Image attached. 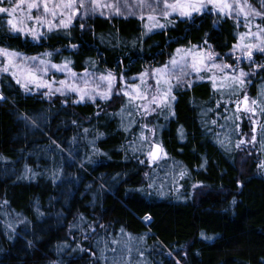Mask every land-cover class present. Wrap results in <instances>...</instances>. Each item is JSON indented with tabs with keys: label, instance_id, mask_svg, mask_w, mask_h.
<instances>
[{
	"label": "trees",
	"instance_id": "16d2710c",
	"mask_svg": "<svg viewBox=\"0 0 264 264\" xmlns=\"http://www.w3.org/2000/svg\"><path fill=\"white\" fill-rule=\"evenodd\" d=\"M237 34L210 13L150 33L137 19L94 18L37 42L0 32V47L128 77L194 45L224 56ZM252 61L242 64L254 68L250 95L263 84L264 53ZM0 95V264H264V174L249 143L213 139L202 114L214 95L208 82L173 93L159 139L180 174L160 197L146 193L150 171L120 125L121 95L74 103L26 93L7 74Z\"/></svg>",
	"mask_w": 264,
	"mask_h": 264
},
{
	"label": "rangeland",
	"instance_id": "374dc122",
	"mask_svg": "<svg viewBox=\"0 0 264 264\" xmlns=\"http://www.w3.org/2000/svg\"><path fill=\"white\" fill-rule=\"evenodd\" d=\"M30 2H32V0H24V3L21 4L20 8H18L17 12L15 13L14 22L17 23L18 27H22L24 31L20 33H13L10 27L7 25V20L10 17H8L6 14H0V32H6L15 36L27 37L29 40L33 42H37L52 31L65 29L64 27L59 26V27H54L52 28L51 31H49V24L38 22L35 19V17L41 16L42 20L50 21L51 24L53 25H60L61 19L65 21L68 20L70 15L69 10H64L62 5L60 7H56L55 11L57 15L53 17L50 13H44L43 6H41L39 9L34 8L31 11H29L27 5ZM169 2H171V0H169ZM229 2L231 3L232 0H229ZM18 3H20V0H11V5H15ZM99 3H100V7L95 8L94 11L92 10L94 6L91 3L88 4L87 10L85 8H78L77 15L72 18V22L69 27L77 26L81 29H86L88 22H90L94 18H101L106 20L137 19L142 22L145 33H150L162 28H152L151 31H148V27H146V25L150 27L152 24V21L148 20L149 15H154L160 23L166 24V26L177 19L187 20L191 18V17H180L177 13H172V15L169 17V20L171 22L166 23L165 19L163 18L160 12V10L163 8V0H160L159 7H156L155 0H143V3L145 5L143 7L141 6V0H99ZM247 3L250 4L252 8L255 9L256 11L264 13V6L261 5V0H247ZM60 4H61V0H50L48 6L50 9H52L54 5H60ZM149 4H151L152 7L146 6ZM11 5H9L6 2L3 6L8 7ZM209 7L211 8V5H209ZM153 8H155L156 10L153 11ZM61 13H63V15H61ZM203 13H210L214 17H222V18L225 17L231 19L238 28V34L236 36V41L234 42V44L244 45L251 43H259L256 37L250 35L249 33L257 32L258 31L256 27L257 25L264 27V23H262L261 17L253 16L250 14L248 17V26L246 27L245 17L243 14H241L239 17L236 16L235 12L231 13L230 16L220 15L216 13L215 10H213L211 12L206 11L200 13H193V15H200ZM29 16H31L32 18L29 19ZM141 16L144 17L143 20L140 19ZM29 30L37 31L41 35L38 38L34 39L31 34H26L29 33ZM233 45L224 54V56L214 55L207 47H198L197 49H193V47L181 48L184 50L193 49L192 54H188L187 51L178 54L177 51H175L173 55L164 64H167L173 56H176L177 59H179L180 56H184L187 61V64L189 65L187 71L190 73V75L184 77V80L181 83L177 84L175 80H172V83L176 85L173 89L172 95L175 91L185 90L201 82L209 83L214 95H213V99L209 103L211 107L210 108L208 107L206 110L202 111V114L204 115L206 126H208V128L211 130L210 132H214L213 139L218 144H223V145L227 144V146H232L231 142L234 141L233 139H238L237 143L243 140L244 143L241 144L242 147L246 146V143H249L250 145L247 148V150L252 152L251 155L255 159L256 170L259 173L264 174V169L259 167L261 163H264V150L263 152L259 153L261 145L264 143V128L262 126L263 123L261 120L262 119L261 115L263 113L261 109H264V81L262 86L261 85L257 86L255 88V91L252 92L250 95L248 93V88L252 84V77L254 76V68L249 69L248 71H244L242 68L243 66L242 64H245V66H247L252 62L254 55L261 53L259 51L253 50L252 59L249 60L246 55V50L242 54L240 49L234 50ZM2 49H6V48H2ZM6 50L9 52L18 53L19 56L14 59L15 66H10L11 70L9 72L0 71V75L7 74L16 83L18 79L21 81V83H28V89H29L28 91H25V89L22 88L21 85L17 83L26 93L41 92L44 96L57 95V96L65 97L63 95H60V93L58 92L55 94H47L49 93V88L38 87L37 86L38 81L29 82V77L27 76V72L29 71L35 73V75L39 79L50 83L52 89L61 87L59 83V81L61 80L66 81L69 85H78L81 88L85 86L84 85L85 80L89 82L90 86H94L93 82H95V83H99V87L101 90L107 88V82H100L99 77L101 75L106 76L108 72L94 71V70L74 71L68 65H67L68 68L71 70L70 72L56 71L50 65L51 64L62 65L64 63H55L50 61V64L48 66H44L40 64L39 59L34 61L29 58L37 57L48 60L46 57L28 56L16 52L14 50H10V49H6ZM197 51L213 55L214 62L218 65L227 64V65H231V67L225 68L223 73H221L217 69L210 67L211 64L210 61H205V63L209 64V68L207 71L202 70L199 73V77H202L201 79L198 77L197 73L193 72L191 69L192 56ZM237 58H240L239 63H237ZM5 64H7V58L3 55H0V68L4 67ZM241 70H243L246 73H250V75L244 78L245 84L243 88H240L239 84L233 86L236 89V93L234 94L233 89L227 87L228 82L223 79V76L224 74H227L228 76L234 74L238 75ZM71 73H75L76 76L75 77L71 76ZM13 74H15V78ZM177 74H179V70H177ZM120 77H116L115 87L112 93V96L114 94L119 93L117 95H121L123 97L122 106L120 107L117 113V117L120 120V125L129 137L130 140L129 147L132 149V151L134 148L136 149V151L133 152L138 154L140 158L139 163L143 161V163L141 164L145 163L148 170L150 171L149 173L151 176V181H149L145 187L146 193L152 196L154 195L158 196L164 194L170 188L171 189L176 188V183L177 180L179 179L180 168L177 165L174 166L172 163L167 161V157L165 156L164 150L161 151L160 158L156 162L150 161L148 153L150 152V148L153 143L161 145L159 135L161 129L165 125V121L171 116V108L156 109V111L148 115H144L142 112L140 114H137V109L132 104H129V98L123 95L121 89L125 88V84L134 83L135 85L140 86L141 85L140 74L124 77L125 78L124 83L120 82ZM213 77L216 78L215 89L213 87V82H212ZM144 79L147 80L148 85L152 86L149 89V91L154 92L155 80L148 77H145ZM188 81L192 82L191 86H188L187 83ZM65 91L67 92V97L65 98H69L72 101L80 99L77 93L68 91L67 89H65ZM245 93H247L249 97L247 106L254 108L255 115H253L251 112L244 111L246 107L244 103ZM253 99L257 101V104L255 106L251 105V100ZM238 100L240 101V109H241L240 112H237V108H236V104ZM96 101H104V100L100 99L99 96H95V100L89 99L87 96H85V98L80 103H93ZM218 102L220 103L219 107H217ZM135 103H142V101H136ZM152 107H155V105H153ZM237 116L239 118H237ZM243 120L248 121L247 130L249 132H246L247 130H241V124ZM213 121H215V123H213ZM253 121H255V124L253 123ZM254 128H255V133L253 132ZM142 135L145 138L144 140H141ZM253 135L256 136V140L254 142H253ZM247 136L250 137L246 138ZM221 141L223 143H221ZM257 144H258L259 155L257 154L255 148V145L257 146ZM149 185H151V187H149Z\"/></svg>",
	"mask_w": 264,
	"mask_h": 264
},
{
	"label": "snow or ice",
	"instance_id": "6c2138e0",
	"mask_svg": "<svg viewBox=\"0 0 264 264\" xmlns=\"http://www.w3.org/2000/svg\"><path fill=\"white\" fill-rule=\"evenodd\" d=\"M8 3L11 5V0H0V14H6L8 17H10L7 20V25L10 27L11 31L13 33H20L23 32L24 29L22 27H18L17 23L14 22L15 20V13L17 12V9L20 8L21 4L24 3V0H20V3L11 5L8 7L3 6L5 3ZM49 2L50 0H32V2L28 3L27 7L29 11L32 9H39L41 6H43L44 13H50L53 17L57 15L55 8L60 7L62 5L64 10H69L70 15L67 21L61 19L60 25H53L50 21L42 20L41 16H36L35 19L38 22L48 23L49 24V31L52 30L54 27L62 26L64 28H68L72 22V18L77 15L78 8H85L87 10L88 4L91 3L93 7V11L95 8L100 7L99 0H61L60 5H54L52 9L49 8ZM160 0H155L156 7H159ZM211 5V8L209 7ZM261 5L264 6V0H261ZM141 6H145L143 3V0H141ZM148 7H152L151 4L146 5ZM156 9L153 8V11ZM215 10L216 13L220 15H231V13L235 12L236 16L239 17L241 14L245 17V26H248V17L249 15L261 17L262 23H264V13L256 11L252 8L250 4L247 3V0H232L230 3L229 0H163V8L160 10L163 18L165 19L166 23H170L169 17L172 15V13H177L180 17H191L193 13H200V12H211ZM63 15V13H61ZM32 17L29 16V19ZM143 16L140 17V19L143 20ZM148 20L152 21L151 26L148 27V31H151L152 28H164L166 24L160 23L154 15H149ZM83 27V25H82ZM258 31L257 32H250L249 34L252 36H255L256 39L259 41V43H251V44H234L233 49H240L242 54L246 50V55L249 60L252 59L253 56V50L259 51L260 53H264V27H261L260 25L256 26ZM31 34L33 38H38L41 34L34 30H29V33ZM243 38V37H242ZM205 44H207V40L204 41ZM199 46H193V49H197ZM208 48L211 49V45H208ZM193 49L184 50V49H177V53L185 52L187 51L188 54H192ZM0 55H3L7 58V64H5L4 67L0 68V71L3 72H9L10 66L14 65V59L19 56L18 53L9 52L6 49L0 48ZM43 56H49L50 53L42 54ZM31 60H37L39 59V62L41 65L48 66L50 64L49 60L43 59V58H37V57H31L29 58ZM239 59L237 58V63H239ZM205 61H210V67L217 69L219 72L223 73L225 68L231 67V65L227 64H221L218 65L214 62V57L211 54H206L200 51H197L192 56V64L191 69L193 72L197 73L199 77V73L204 70L207 71L209 68V64L205 63ZM70 63V62H68ZM252 63H255V61H252ZM53 69L56 71H68L71 70L68 68L67 63L62 65L57 64H51L50 65ZM189 65L187 64V61L184 56H180L179 59H177L176 56H173L167 64L162 65L160 68H154L149 70L148 72H143L140 74L141 77V85L137 86L134 83L133 84H125V88L121 89L123 92V95L129 98V104H132L137 109V114H140L141 112L144 115L151 114L152 112L156 111V109H163V108H171L172 101L175 100V96L172 95L173 89L176 85L172 83V80H175L177 84L181 83L184 80V77L190 75V73L187 71V68ZM258 69L264 70V65H257ZM177 70H179V74H177ZM46 74V72H45ZM14 78H15V74ZM250 73H246L243 70L239 72L238 75H231L228 76L227 74H224L223 79L227 81V87L233 89V93H236V89L233 87L236 84H239L240 88H243L245 84V77L249 76ZM27 76L29 77V82H36L38 81L37 86L38 87H48L49 93L47 94H55L60 93V95H63L67 97V92L65 89L71 92H75L79 95L80 99L73 101L74 103H80L85 96H87L89 99L95 100V96H99L102 100H109L112 96L113 89L115 87V81L116 77L109 72L106 76L101 75L99 77L100 82H107V88L104 90H101L99 87V83H94V86H90L89 82L87 80L84 81V87L81 88L78 85H69L66 81L61 80L59 81L61 87L52 89L51 84L39 79L35 73L27 72ZM71 76L75 77V73H71ZM145 77L151 78L155 80V91L150 92L149 89L152 87L151 85L147 84V80L144 79ZM202 79V77H199ZM120 82L124 83L125 78L124 76L120 77ZM213 87L216 88V78H212ZM17 83L21 85L22 88L25 89V91H28V83H21V81L18 79ZM54 83V82H53ZM188 86H191V81H188ZM224 86V85H222ZM119 94V93H117ZM6 97L0 95V100H5ZM136 101H142V103H135ZM248 101L249 97L247 93L244 95V103L246 105L244 111L251 112L253 115H255V110L252 107H248ZM257 104L256 100H251V105L255 106ZM155 105V107H152ZM220 106V103H217V107ZM237 112H240V101H237L236 104ZM262 112H264V109H261ZM237 118H239L237 116ZM24 119H28V117H24ZM215 123V121H213ZM255 124V121H253ZM87 131V130H85ZM253 132L255 133V128L253 129ZM145 138L143 135L141 136V140H144ZM256 140V136L253 135V142ZM221 143H223L221 141ZM244 141L241 140L239 143H237L236 147L239 148L241 144H243ZM133 151H136L134 148ZM163 151L162 147L158 144L153 143L151 145V151L148 153V156L150 158V161H154L157 159V154L159 152ZM143 163V161H141ZM262 169H264V163H261L259 165ZM151 187V185H149ZM195 187V186H194ZM143 191L142 189L137 190H130V193H137ZM235 203V201H233ZM146 220H148V217H145ZM211 239V238H208ZM116 242V241H114Z\"/></svg>",
	"mask_w": 264,
	"mask_h": 264
},
{
	"label": "water",
	"instance_id": "95a60500",
	"mask_svg": "<svg viewBox=\"0 0 264 264\" xmlns=\"http://www.w3.org/2000/svg\"><path fill=\"white\" fill-rule=\"evenodd\" d=\"M150 151H151V148H150ZM160 155H161V152H159V153L157 154V159H156V160H154V161H151V162H156V161H158V160H159V158H160Z\"/></svg>",
	"mask_w": 264,
	"mask_h": 264
}]
</instances>
